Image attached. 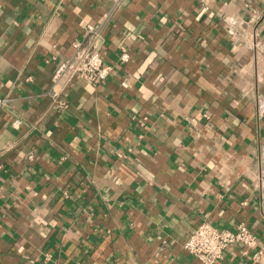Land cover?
<instances>
[{"label":"crops","instance_id":"0c3cea01","mask_svg":"<svg viewBox=\"0 0 264 264\" xmlns=\"http://www.w3.org/2000/svg\"><path fill=\"white\" fill-rule=\"evenodd\" d=\"M74 41L113 72L60 110ZM0 95V264H201L205 221L264 244V0H0Z\"/></svg>","mask_w":264,"mask_h":264},{"label":"built area","instance_id":"2783aa9c","mask_svg":"<svg viewBox=\"0 0 264 264\" xmlns=\"http://www.w3.org/2000/svg\"><path fill=\"white\" fill-rule=\"evenodd\" d=\"M108 17V15H105ZM87 31L95 37L99 34L97 26L88 25ZM73 54L56 65L51 81L49 94L57 101L58 109L68 107V92L78 80L99 85L106 82L113 72V66L106 63L101 48L91 45L82 46L80 41L72 43ZM121 59L129 62L130 54L124 50ZM12 98L0 95V111L8 108ZM22 124L21 119L16 120ZM229 247H241L255 251L254 263H261L264 258V244L245 223L238 224L234 229L220 228L210 222H202L184 243V248L201 264H216L222 260Z\"/></svg>","mask_w":264,"mask_h":264}]
</instances>
